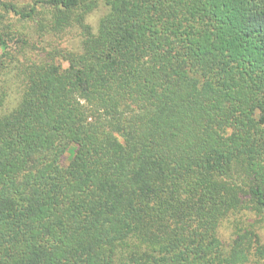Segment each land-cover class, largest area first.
<instances>
[{
	"label": "trees",
	"instance_id": "trees-1",
	"mask_svg": "<svg viewBox=\"0 0 264 264\" xmlns=\"http://www.w3.org/2000/svg\"><path fill=\"white\" fill-rule=\"evenodd\" d=\"M261 222L264 0H0V264H264Z\"/></svg>",
	"mask_w": 264,
	"mask_h": 264
},
{
	"label": "rangeland",
	"instance_id": "rangeland-1",
	"mask_svg": "<svg viewBox=\"0 0 264 264\" xmlns=\"http://www.w3.org/2000/svg\"><path fill=\"white\" fill-rule=\"evenodd\" d=\"M104 15V9H102L101 7L95 11L93 14H91L88 19H87V22L93 26V28H96L97 26V23L100 19V17ZM68 45V42H66L64 40L63 43H61V46H66ZM44 46V44H43ZM47 48V47H45ZM49 48V47H48ZM63 67H65V65H63ZM254 230L256 231V233L259 234V237H260V240H261V243L264 244V222H261L259 225H256V227L254 228Z\"/></svg>",
	"mask_w": 264,
	"mask_h": 264
}]
</instances>
